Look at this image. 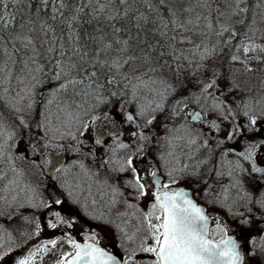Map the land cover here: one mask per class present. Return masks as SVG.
<instances>
[{"label": "snow or ice", "instance_id": "6c2138e0", "mask_svg": "<svg viewBox=\"0 0 264 264\" xmlns=\"http://www.w3.org/2000/svg\"><path fill=\"white\" fill-rule=\"evenodd\" d=\"M264 264V0H0V264Z\"/></svg>", "mask_w": 264, "mask_h": 264}, {"label": "rangeland", "instance_id": "374dc122", "mask_svg": "<svg viewBox=\"0 0 264 264\" xmlns=\"http://www.w3.org/2000/svg\"><path fill=\"white\" fill-rule=\"evenodd\" d=\"M48 264H51V262H48Z\"/></svg>", "mask_w": 264, "mask_h": 264}]
</instances>
